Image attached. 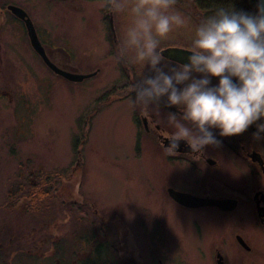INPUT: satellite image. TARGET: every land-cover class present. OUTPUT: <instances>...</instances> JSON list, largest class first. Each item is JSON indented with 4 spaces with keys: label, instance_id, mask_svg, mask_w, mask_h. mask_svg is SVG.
Instances as JSON below:
<instances>
[{
    "label": "rangeland",
    "instance_id": "374dc122",
    "mask_svg": "<svg viewBox=\"0 0 264 264\" xmlns=\"http://www.w3.org/2000/svg\"><path fill=\"white\" fill-rule=\"evenodd\" d=\"M106 4L107 0H0V264H65L60 247L69 239L76 246L77 237L89 233H84V219L117 225L121 238L115 247L122 253L117 259L128 260L134 253L144 264H155L158 258L164 264H209L207 259L214 264L213 250L206 251L210 242L217 245L224 239L229 263L248 264L241 261L233 237L241 215L245 235L261 251L252 264H264V229L252 227L249 211L238 210L227 218L212 211L191 214L160 206V149L144 134L137 148L134 105L114 98L133 90L121 73L130 74L133 85L148 73L133 62V51L121 54L132 19L127 8L110 9ZM8 5L26 12L58 67L99 73L82 83L54 74L33 51L22 26L12 20ZM171 11L183 14L187 22L162 39V50L184 48L204 18L185 0H175ZM158 106L148 111L160 120L165 114ZM228 170L227 179L239 184L238 174ZM31 172L61 176L58 194L72 207L61 208L55 200L48 216L37 219L25 212L22 200L9 201V193ZM83 202L93 204L97 214ZM194 218L202 226L201 240L192 227ZM45 220L54 236L34 231ZM51 250L52 260L46 257ZM197 250L204 251L206 259L199 258Z\"/></svg>",
    "mask_w": 264,
    "mask_h": 264
},
{
    "label": "clouds",
    "instance_id": "9594fccd",
    "mask_svg": "<svg viewBox=\"0 0 264 264\" xmlns=\"http://www.w3.org/2000/svg\"><path fill=\"white\" fill-rule=\"evenodd\" d=\"M174 4L107 0V7L127 8L132 18L121 54L133 51V62L148 73L133 85V105L148 115V109L165 101L172 128L165 135L169 154L178 152L182 142L196 155L218 146L214 130L231 137L255 125L253 137L264 139V0H256L254 13L220 7L204 17L184 46L182 62L168 59L161 47L163 38L187 22L171 11Z\"/></svg>",
    "mask_w": 264,
    "mask_h": 264
},
{
    "label": "flooded vegetation",
    "instance_id": "af4514ba",
    "mask_svg": "<svg viewBox=\"0 0 264 264\" xmlns=\"http://www.w3.org/2000/svg\"><path fill=\"white\" fill-rule=\"evenodd\" d=\"M188 3H192L195 9L196 0H185ZM10 5L6 8L8 9ZM12 15L11 18L16 23L20 24L24 31L26 32L25 24L22 20L18 19L13 15V13L8 10ZM199 13V10L195 9ZM2 14H4L2 12ZM5 15V14H4ZM200 16H204L200 12ZM109 20V17L107 18ZM110 31H112L111 27ZM27 34V32H26ZM112 36L114 38V33L112 31ZM116 42V40H114ZM166 48H178L176 46H169ZM184 49V48H181ZM45 51L50 58L49 52L45 47ZM172 61V60H171ZM57 65V64H56ZM58 66V65H57ZM126 71L128 70V64H124ZM62 68V67H61ZM65 69V68H62ZM66 70L75 72L77 71L67 67ZM125 71V73H126ZM129 71V70H128ZM99 73V70H96ZM96 74V75H97ZM130 74H122L120 77L127 81V85L133 89V82L129 78ZM94 77V76H93ZM215 82V80H214ZM82 83V82H81ZM116 99H125L133 105L134 90L128 91L126 95L116 97ZM165 102L156 105L161 109H164V114L162 119L156 118V116L149 112L148 115L144 114V109L137 105L134 106V117L133 122L136 128V146H140L142 135H146L149 142H153L160 149L159 158V176L157 182L158 197L157 200L160 201V206L167 210V208L172 209L177 212H188L203 214L205 212H216L221 216L229 218L230 215L234 214L239 210L244 213L246 210L251 214L252 227L259 230L264 229V139L256 140L253 137V131L249 127L248 131L236 136L231 137H220L218 130H214L218 139L221 143L218 146H208L204 152L200 155L193 154L191 149L187 146L185 142L181 143L178 152L169 154L165 144L167 145V140L165 135L172 131V128L167 124V112L168 109L163 107ZM255 126V125H253ZM165 139V141H164ZM165 142V143H164ZM258 154L262 160V164L259 160H255L252 155ZM240 161L243 165L236 166L235 162ZM231 167L238 174L239 184L230 182L228 177V168ZM223 170V171H222ZM225 171V172H224ZM222 175V176H221ZM226 177V178H223ZM180 194L189 195L202 200H216V201H235L236 206L230 210L229 206L226 210H221L217 206H200L191 207L187 206L181 201ZM84 207L92 208L94 215L96 211L93 209V204L82 203ZM76 205V203H75ZM168 211V210H167ZM242 215L236 223V227L239 228L236 232L234 231V243L240 250L241 261H246L248 264H252L257 260L258 255L261 257V251L258 250L257 246L250 238H248L244 233V228L242 225ZM244 218V217H243ZM199 219L194 218L192 220V227L195 230L196 236L201 240L203 239L202 226L198 221ZM84 233L83 237H77L76 246L72 245L70 239L65 242V247H60L59 252L64 253L65 251V264H85L88 261H93L97 259L95 255L96 249H101L104 252V262L96 261L95 264H127L126 261L131 260L130 264L140 263V259H137V254H131L128 260L126 257H120L117 259L116 256H121L120 248L115 247V244L119 241L121 235L118 230L117 225L111 221L99 220V224L90 223L88 220L84 219ZM115 227V229H114ZM243 228V229H241ZM37 230L41 233L43 231L54 236L52 232V225L49 220L41 221L38 227H35V232ZM83 231V229H82ZM242 232V233H241ZM112 233V234H111ZM57 236V235H56ZM70 238H74L71 237ZM49 238L47 237L46 240ZM52 242L56 240L53 237L50 238ZM76 240V238H75ZM84 243L88 244V250L85 251L84 248L87 247ZM91 244V247L89 244ZM2 246V244H0ZM228 241L222 239L217 245L210 242L208 246V251L213 250V263L214 264H230L226 256V246ZM74 247V248H73ZM225 250V251H224ZM52 253L46 257L53 259V254L55 251L51 250ZM198 251V250H197ZM15 254V253H14ZM199 258L206 259V253L204 251H198ZM16 255V254H15ZM18 256V255H16ZM45 255H41L43 258ZM259 257V258H260ZM21 259V258H20ZM113 259V260H112ZM1 263H2V259ZM119 260V261H118ZM57 261V260H56ZM208 263L209 259H207ZM58 262V261H57ZM146 263V262H145ZM10 264V263H9ZM155 264H164L163 259L158 258ZM212 264V262H211ZM235 264V263H234Z\"/></svg>",
    "mask_w": 264,
    "mask_h": 264
},
{
    "label": "trees",
    "instance_id": "16d2710c",
    "mask_svg": "<svg viewBox=\"0 0 264 264\" xmlns=\"http://www.w3.org/2000/svg\"><path fill=\"white\" fill-rule=\"evenodd\" d=\"M195 9L204 14V17L214 13L220 7H232L236 10H247L249 12L256 11V0H196ZM248 131V130H247ZM77 146V144H76ZM236 166L243 165L240 161L235 162ZM61 176L55 174H37L31 172L24 183L15 186V190L9 193L8 200H22L27 213L33 218L47 217V213L54 206L55 200H58V205L62 208L67 206L72 207L71 204H66L65 198L59 196L57 191V183L61 180ZM95 255L97 259L88 261L85 264H95L96 261L104 262V252L101 249H96ZM106 263V261L104 262Z\"/></svg>",
    "mask_w": 264,
    "mask_h": 264
},
{
    "label": "water",
    "instance_id": "95a60500",
    "mask_svg": "<svg viewBox=\"0 0 264 264\" xmlns=\"http://www.w3.org/2000/svg\"><path fill=\"white\" fill-rule=\"evenodd\" d=\"M8 10H10L15 17H17L18 19H20L24 22L31 48L40 57V59L42 60L44 65L49 70H51L54 74H56L57 76L67 80L68 82H72V83H81L84 80L89 79V78L96 75V72L91 73V74H79V73L71 72V71H68V70H65V69L58 67L56 64H54L50 60L49 56L47 55L45 48L42 46V44L39 40V37H38L36 30H35V27H34L33 23L31 22V20L29 19L26 12L24 10H22L21 8L16 7V6H9ZM110 25L112 28L113 24H112L111 15H110ZM162 51L166 54V57L172 61H181L182 62L185 59L184 49H181V48H165ZM250 128L253 132L256 131L255 126H250ZM252 157L255 160H259V162L261 164L263 163L258 154H253ZM179 196H180V198L183 199V201H181V203H183L187 206H191V207L217 206L221 210H226L228 205H230L229 208H230V210H232L236 206L235 201L228 202V201H216V200H202V199H198L195 197H191L189 195H182V194H180Z\"/></svg>",
    "mask_w": 264,
    "mask_h": 264
},
{
    "label": "bare ground",
    "instance_id": "6f19581e",
    "mask_svg": "<svg viewBox=\"0 0 264 264\" xmlns=\"http://www.w3.org/2000/svg\"><path fill=\"white\" fill-rule=\"evenodd\" d=\"M51 60V59H50ZM52 61V60H51ZM53 62V61H52ZM54 63V62H53ZM54 64H56V63H54Z\"/></svg>",
    "mask_w": 264,
    "mask_h": 264
}]
</instances>
